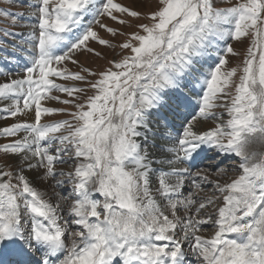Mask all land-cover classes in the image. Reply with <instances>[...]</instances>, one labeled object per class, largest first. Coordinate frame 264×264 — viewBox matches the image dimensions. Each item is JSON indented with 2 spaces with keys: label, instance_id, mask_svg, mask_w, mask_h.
<instances>
[{
  "label": "snow or ice",
  "instance_id": "obj_1",
  "mask_svg": "<svg viewBox=\"0 0 264 264\" xmlns=\"http://www.w3.org/2000/svg\"><path fill=\"white\" fill-rule=\"evenodd\" d=\"M20 2L27 12L0 8V61L22 67L0 83V112L26 117L0 127L13 138L0 143L5 264H264V0ZM90 41L119 48V59L80 64L77 53L101 55ZM209 49L217 62L203 70ZM161 107L181 119L154 131L150 110ZM54 114L67 118L46 119ZM198 119L219 122L200 131ZM234 158L221 183L219 165Z\"/></svg>",
  "mask_w": 264,
  "mask_h": 264
},
{
  "label": "rangeland",
  "instance_id": "obj_2",
  "mask_svg": "<svg viewBox=\"0 0 264 264\" xmlns=\"http://www.w3.org/2000/svg\"><path fill=\"white\" fill-rule=\"evenodd\" d=\"M119 1L124 2L126 5L131 6L134 9L143 10V5L140 3V0H119ZM154 4H155V0H153V5ZM0 6L5 7V9H11L12 10V8H10L9 5L5 1H3V3H0ZM107 23L111 25V23H109V22H107ZM135 23H137V21H132L133 25ZM6 25H8V23H6L3 19H0V26L5 27ZM114 27L121 28V26L118 25L117 23H114ZM133 30H135L134 27H132V28H128V27L121 28V31H125V32H129V31H133ZM98 33H99V35L102 38L110 40L113 44H119L121 42V40L122 41L124 40L123 36L117 35L116 37H113L111 34H109V33L106 34L103 31L102 32H98ZM246 43H247L246 41H245L244 45L239 44V43H234L233 46H234V48L237 51H240V50H242L245 47ZM89 46L94 48L96 52L101 53V55L100 56H95L92 53L80 52V53H77L74 56V59L78 60L80 64H83L84 66L90 67L93 70H103L104 68H106L108 66V64H107L108 60L114 59V58L115 59H119L120 51H117V48L115 50H113L112 48H109V47L104 46V45H100L97 42H91V43H89ZM210 50L211 49H209V51ZM227 58L229 60L228 67H233V66L236 65V63H237V58L236 57H233V56H231L229 54V56ZM215 62H217V61L215 60ZM67 66L70 69H72V70H75V69L77 70L78 69V65H73L70 61L67 62ZM211 66H214V64L211 65ZM57 94L60 95L62 98H67L62 93H57ZM53 103H56V104H54L55 106L57 105L58 107H65L63 104H60V103H58L56 101H54ZM50 106H52V105H50ZM217 111L223 112L222 109H218ZM225 115H226L225 112H223V115H222V119L223 120L224 119L225 120L228 119V117H226ZM64 118H67V117H65L63 115H60V114H57V115L51 116L49 118V120L64 119ZM217 120L219 121V119H217ZM212 125H213L212 122H204V123H202V127L203 128H206V127H209V126H212ZM231 166H223V167L227 168V173H226V175L224 177L220 178L221 179V183L226 182L229 179V177H232V176H234L236 174V173H234L232 171V167ZM60 167H64L67 170L68 165H63V166H60ZM27 174L30 177H33L35 175V173H32V172H27ZM37 186L40 187V188H45V187H47V184L46 183L37 182ZM212 194H213V191H212V187L211 186H209L207 189H205L204 193H201V195H212ZM219 203H222V200L219 201ZM211 210L212 209H208L207 211H211ZM202 234H204V235H210L211 234V225L210 224L205 226V231Z\"/></svg>",
  "mask_w": 264,
  "mask_h": 264
},
{
  "label": "bare ground",
  "instance_id": "obj_3",
  "mask_svg": "<svg viewBox=\"0 0 264 264\" xmlns=\"http://www.w3.org/2000/svg\"><path fill=\"white\" fill-rule=\"evenodd\" d=\"M208 57V58H207ZM215 60L217 61V56H216V54L215 55H205L204 57H202L201 58V65H203V67H204V69H208L211 65H213L214 63H215ZM200 65H198V67H199ZM169 103H171V101H169ZM164 111H166L168 114H170V116H172L171 118L173 119V121L171 122V125L172 126H176V125H178L179 123V120L181 119H179V117H177V118H175V116L176 115H173L174 113L173 112H171V111H169V109L168 108H166V107H161ZM154 117H155V119L154 120H152L151 119V121H155V122H157L159 119H158V117L156 116V115H154ZM252 147L254 148H256L257 147V145L256 144H253L252 145Z\"/></svg>",
  "mask_w": 264,
  "mask_h": 264
}]
</instances>
